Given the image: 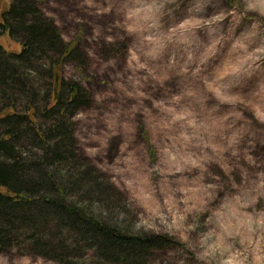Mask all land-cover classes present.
Here are the masks:
<instances>
[{
	"label": "rangeland",
	"instance_id": "1",
	"mask_svg": "<svg viewBox=\"0 0 264 264\" xmlns=\"http://www.w3.org/2000/svg\"><path fill=\"white\" fill-rule=\"evenodd\" d=\"M33 1L84 53L60 67L90 96L77 166L109 188L84 206L169 237L150 264H264V0ZM21 246L0 264H61Z\"/></svg>",
	"mask_w": 264,
	"mask_h": 264
},
{
	"label": "trees",
	"instance_id": "2",
	"mask_svg": "<svg viewBox=\"0 0 264 264\" xmlns=\"http://www.w3.org/2000/svg\"><path fill=\"white\" fill-rule=\"evenodd\" d=\"M0 4V39L18 45L9 50L0 44V254L23 245L27 254L61 264H78L87 251L108 264H150L155 251L172 245L169 237L127 231L83 203L86 193L108 188L77 166L82 159L73 116L88 107L90 96L60 67L81 61L83 51L66 42L33 0ZM37 75L48 81L38 85ZM24 139L38 151H23Z\"/></svg>",
	"mask_w": 264,
	"mask_h": 264
}]
</instances>
